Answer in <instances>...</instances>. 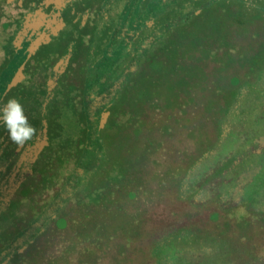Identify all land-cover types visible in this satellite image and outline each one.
<instances>
[{"label":"rangeland","instance_id":"1","mask_svg":"<svg viewBox=\"0 0 264 264\" xmlns=\"http://www.w3.org/2000/svg\"><path fill=\"white\" fill-rule=\"evenodd\" d=\"M254 1L79 6L69 48L3 87L35 128L23 144L0 133V168L21 166L0 181V249L20 250L14 264H264V1ZM191 60L204 74L179 105L106 112L101 124L126 83L134 96L161 79L156 69Z\"/></svg>","mask_w":264,"mask_h":264},{"label":"flooded vegetation","instance_id":"2","mask_svg":"<svg viewBox=\"0 0 264 264\" xmlns=\"http://www.w3.org/2000/svg\"><path fill=\"white\" fill-rule=\"evenodd\" d=\"M144 1L125 0L124 3L140 4ZM114 2L115 0H0V91L17 87L16 84L10 87V83L16 80L15 77H19L18 81H21L24 77L20 70L32 59L38 58V55L47 57L65 42L69 48L71 24L76 19L79 6ZM8 53L9 58L6 57ZM3 93L0 94V107L7 103ZM4 129L6 128L0 124V133ZM19 168L21 166L18 162L4 164L0 168V177L5 169H18L11 177L16 178ZM34 170L35 165L31 164V171ZM25 180L22 179L17 188L21 194ZM1 223L0 221V229L3 228ZM7 252L6 247L0 249V264L6 263Z\"/></svg>","mask_w":264,"mask_h":264},{"label":"trees","instance_id":"3","mask_svg":"<svg viewBox=\"0 0 264 264\" xmlns=\"http://www.w3.org/2000/svg\"><path fill=\"white\" fill-rule=\"evenodd\" d=\"M191 43L193 44L194 42L192 41ZM172 59L174 63H178V58H176L174 54ZM191 61V63H187V67L180 66V69H178V71L175 67H170L169 69H156L155 71L158 73V76L161 79L153 80L152 78L148 82L142 81V83H140L139 85H135L133 89L134 96H128V93H130V86L126 83L120 91L119 95L115 96L108 107L103 110V115L101 116L103 117L101 124H105L104 114H106V112H110V114L113 115L115 113L120 114L121 112L127 111L126 113H129L135 117H141L146 113L147 109H149L150 106H153L155 108H164L165 110L169 107H175L179 105L183 97L181 96V93H189L191 89H194V87L196 88V86H198L202 81L199 75L204 74L203 70L201 69L203 67L201 65L203 64H201L199 67H196L193 64H196L197 62H195L194 60ZM236 94L237 91L233 90L231 93L232 96H230V98L227 97L226 102L224 100L219 101L218 109H222L224 113L229 112L231 108L230 103L233 102V98L236 97ZM206 97L207 98L204 102H200V107L204 111L212 112L217 99H213L212 96ZM190 100H192V97L190 98ZM197 108L195 109L194 114L198 112ZM221 122V117L216 119V123H218V126L221 125ZM41 125H43V123ZM206 141L207 137H204V139H202V137H199V144L203 145L204 143H206ZM27 190L28 186H24L23 193H25ZM158 201L160 202L162 201V199ZM165 203L167 204V202ZM171 203L173 204L174 201H172ZM12 246L13 245H9L7 247L8 252L10 251ZM8 252V259L6 260L5 264H14V259L18 257V253L20 252L17 251L16 253L10 255L8 254Z\"/></svg>","mask_w":264,"mask_h":264},{"label":"clouds","instance_id":"4","mask_svg":"<svg viewBox=\"0 0 264 264\" xmlns=\"http://www.w3.org/2000/svg\"><path fill=\"white\" fill-rule=\"evenodd\" d=\"M0 124L7 129L11 140L23 144L31 140L35 128L29 124L22 105L16 100H9L0 107Z\"/></svg>","mask_w":264,"mask_h":264}]
</instances>
